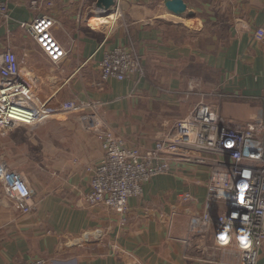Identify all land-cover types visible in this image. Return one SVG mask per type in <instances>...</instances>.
<instances>
[{"label": "crops", "instance_id": "crops-1", "mask_svg": "<svg viewBox=\"0 0 264 264\" xmlns=\"http://www.w3.org/2000/svg\"><path fill=\"white\" fill-rule=\"evenodd\" d=\"M7 0L0 19V51L11 49L24 71L44 64L51 105L67 99L99 100V111L126 142L142 149L185 116L200 92L214 96L223 113L240 121L264 114V0H184L193 14L178 15L164 0H125L124 16L104 17L97 0ZM67 53L50 61L29 27L43 15ZM131 36L148 78L100 81L106 50ZM38 46V48H37ZM98 136L75 115L0 132V161L21 170L33 188L35 208L20 213L0 181V264L43 257L49 264H230L236 248L218 246L214 228L191 224L207 196L208 172L190 163L144 183L129 198L125 219L104 205H87L91 172L86 164L103 154ZM193 199L184 202L181 193ZM99 231V233H97ZM89 233V234H87ZM258 264H264V245Z\"/></svg>", "mask_w": 264, "mask_h": 264}, {"label": "built area", "instance_id": "built-area-1", "mask_svg": "<svg viewBox=\"0 0 264 264\" xmlns=\"http://www.w3.org/2000/svg\"><path fill=\"white\" fill-rule=\"evenodd\" d=\"M124 1L115 0L114 11L104 17L113 21L123 17ZM9 15L7 0H0V19ZM53 22L43 14L29 30L46 57L57 63L67 50L53 34ZM255 35L263 40L264 26ZM22 64L15 51H0L1 133L75 115L84 129L98 136L104 150L96 161L86 164L91 179L84 201L114 209L123 219L129 198L142 194L144 183L170 173L175 163L202 166L208 172L207 196L203 210L193 213L192 226L204 231L214 228L218 246L234 245L239 259L230 264H258L264 245V114L253 121H240L226 116L219 101L212 98L241 97L242 93L200 92L199 100L172 123L169 132L159 135L154 146L142 149L129 145L101 115L102 101L67 99L51 105L53 94L46 83L50 73L45 65L24 71ZM112 78L132 79L134 87L148 78L143 55L131 36L126 43L106 50L100 61V81ZM0 181L5 198L16 210L26 214L35 208L33 188L21 170L0 161ZM181 199L191 201L193 194L184 191ZM16 264H49V260L38 257Z\"/></svg>", "mask_w": 264, "mask_h": 264}, {"label": "water", "instance_id": "water-1", "mask_svg": "<svg viewBox=\"0 0 264 264\" xmlns=\"http://www.w3.org/2000/svg\"><path fill=\"white\" fill-rule=\"evenodd\" d=\"M166 7L175 14L185 15L193 14L188 9V5L184 0H164ZM115 0H97L96 6L104 12V14H110L114 11ZM219 230V226L217 228Z\"/></svg>", "mask_w": 264, "mask_h": 264}, {"label": "rangeland", "instance_id": "rangeland-1", "mask_svg": "<svg viewBox=\"0 0 264 264\" xmlns=\"http://www.w3.org/2000/svg\"><path fill=\"white\" fill-rule=\"evenodd\" d=\"M37 48H38V46H37ZM222 99H224V97H221Z\"/></svg>", "mask_w": 264, "mask_h": 264}]
</instances>
